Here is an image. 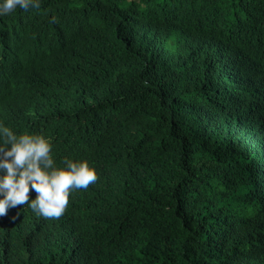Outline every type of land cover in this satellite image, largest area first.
I'll use <instances>...</instances> for the list:
<instances>
[{
    "label": "trees",
    "instance_id": "obj_1",
    "mask_svg": "<svg viewBox=\"0 0 264 264\" xmlns=\"http://www.w3.org/2000/svg\"><path fill=\"white\" fill-rule=\"evenodd\" d=\"M38 2L0 15V58L56 101L54 166L97 179L59 218L9 207L0 264H264V92L237 80L264 74V0Z\"/></svg>",
    "mask_w": 264,
    "mask_h": 264
},
{
    "label": "clouds",
    "instance_id": "obj_2",
    "mask_svg": "<svg viewBox=\"0 0 264 264\" xmlns=\"http://www.w3.org/2000/svg\"><path fill=\"white\" fill-rule=\"evenodd\" d=\"M17 7L28 10L39 8L38 0H3L0 15H7ZM240 46L242 43H239ZM241 49V48H240ZM27 62L18 58H0V88L9 91L10 117L6 122L0 118V216L6 215L9 207L27 205L34 212L46 218H59L68 204L71 190L87 188L97 179L96 171L87 161L73 162L65 159L66 168L54 166L50 141L43 136L56 113L57 103L42 78L19 74L16 69H29ZM4 82L8 88L1 86ZM237 80L243 91L257 97L264 92V74L249 67L245 73L237 72ZM40 100V101H39ZM24 128L23 133L13 132ZM40 128V133L31 132ZM36 192V198L29 201V191ZM10 213V210H9Z\"/></svg>",
    "mask_w": 264,
    "mask_h": 264
}]
</instances>
